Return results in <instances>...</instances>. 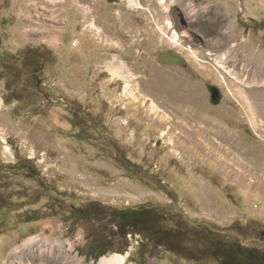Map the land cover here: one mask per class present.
<instances>
[{"label": "rangeland", "instance_id": "rangeland-1", "mask_svg": "<svg viewBox=\"0 0 264 264\" xmlns=\"http://www.w3.org/2000/svg\"><path fill=\"white\" fill-rule=\"evenodd\" d=\"M133 1L0 0V264L264 250V0ZM127 207L157 213L165 245L112 234Z\"/></svg>", "mask_w": 264, "mask_h": 264}, {"label": "trees", "instance_id": "trees-1", "mask_svg": "<svg viewBox=\"0 0 264 264\" xmlns=\"http://www.w3.org/2000/svg\"><path fill=\"white\" fill-rule=\"evenodd\" d=\"M98 208L99 207L96 206L95 209H93V213H95ZM100 209L103 210V215L90 219L91 222L107 218L105 216L106 210H104V207H100ZM87 210L90 211V207L85 210V214H87ZM107 222L116 227L115 233L112 234L126 239L128 233L134 231L146 232L150 235L153 243L159 246L165 245V239L171 234V230L160 226L157 213H151L150 209L142 207L113 208L109 213ZM107 232L111 235L110 229ZM95 240L96 238L92 236L87 246V252H89V256L98 259L104 254L106 249H98ZM211 244L208 249L203 250L204 255L209 253V255L217 260L218 264H264V250L247 245L238 244L232 246L231 243L220 238L214 239ZM176 248L178 251L180 247L176 246L174 250H176ZM197 256H199V254H192L190 258L195 259Z\"/></svg>", "mask_w": 264, "mask_h": 264}, {"label": "bare ground", "instance_id": "bare-ground-1", "mask_svg": "<svg viewBox=\"0 0 264 264\" xmlns=\"http://www.w3.org/2000/svg\"><path fill=\"white\" fill-rule=\"evenodd\" d=\"M130 1V4L132 5V6H135L136 4L134 3V1L133 0H129ZM191 3V2H190ZM136 7V6H135ZM191 7V6H190ZM190 11H193V12H195V8L194 7H191L190 8ZM196 14V13H195ZM226 54V53H225ZM226 58V55L225 56H219V60H218V62H219V64L220 65H222L221 63L224 61V59ZM225 62V61H224ZM260 62V61H259ZM255 69H258V70H256L257 71V73H258V71H259V74H260V79H258V77H257V79L255 78V79H253L252 80V82L254 81V82H256V81H259L260 82V84L261 85H264V63H260V64H258V67H256ZM116 69H114V71H115ZM257 73L255 74V76L257 75ZM247 82V81H246ZM249 82H251V81H248L247 83H249ZM251 82V83H252ZM0 107H1V104H0ZM163 118H165L164 116H163ZM167 121V120H166ZM156 122V121H155ZM165 122V121H164ZM172 129V128H171ZM5 151H6V154L8 153H10V150H9V148H5ZM35 240H36V236H32V237H30L29 239H27L26 241H25V243L24 244H27V243H32L33 241L35 242ZM41 247V246H40ZM16 249V248H15ZM43 249V248H42ZM16 250H18V248L16 249ZM30 251V250H29ZM32 252H34V251H32ZM47 252V251H46ZM38 253H40V251L38 252ZM32 254H34V253H32ZM51 254V253H50ZM37 255H39V254H37ZM25 257V256H24ZM40 257V256H39ZM126 254H122V253H112V254H110V255H106V256H103V257H101L100 258V260H99V262H98V264H125V261H126ZM46 259V258H45ZM29 260V259H28ZM32 260V259H31ZM35 260H37V258H35ZM32 262V261H31ZM33 263V262H32ZM36 263V262H35ZM35 263H33V264H35ZM43 263V262H42ZM20 264H31L30 263V261H27L26 263H24V262H22V261H20ZM36 264H41L40 263V260L39 261H37V263ZM43 264H55V261H53L51 258L49 259H47L46 261H45V263H43Z\"/></svg>", "mask_w": 264, "mask_h": 264}, {"label": "water", "instance_id": "water-1", "mask_svg": "<svg viewBox=\"0 0 264 264\" xmlns=\"http://www.w3.org/2000/svg\"><path fill=\"white\" fill-rule=\"evenodd\" d=\"M161 59L163 61H171V62H182V58L174 52H168L161 56ZM208 91H209V100L212 104H217L221 98V91L218 86L213 84L207 85Z\"/></svg>", "mask_w": 264, "mask_h": 264}]
</instances>
